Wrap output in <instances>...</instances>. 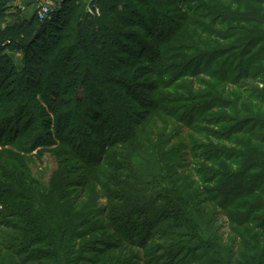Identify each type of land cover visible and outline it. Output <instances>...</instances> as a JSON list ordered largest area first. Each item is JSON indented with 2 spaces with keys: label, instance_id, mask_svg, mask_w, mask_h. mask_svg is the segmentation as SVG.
Listing matches in <instances>:
<instances>
[{
  "label": "rangeland",
  "instance_id": "374dc122",
  "mask_svg": "<svg viewBox=\"0 0 264 264\" xmlns=\"http://www.w3.org/2000/svg\"><path fill=\"white\" fill-rule=\"evenodd\" d=\"M145 1L153 24L170 29L154 66L158 109L143 121L141 106L120 103L111 130L117 138L93 164L91 145L71 141L78 126L67 131L65 142L56 137L57 118L45 101L46 112L12 106L26 122L0 145V224L19 231L1 226L0 241L25 246L31 236L41 239L28 247L22 264H180L191 256L202 264H229L242 261L246 251L253 255L256 241L264 252L261 231L254 230L248 245L242 233L251 227L237 228L231 208L222 206L227 200L217 194L229 188V201L236 195L238 204L264 206V146L258 140L264 137V73L255 81L238 73L247 41L264 37V0ZM60 2L38 0L20 10L33 16ZM244 29L240 46L238 30ZM13 59L21 69L23 56ZM88 98L82 92L67 99L73 103L63 111L78 122L77 103L88 107ZM245 117L257 132L252 142L236 131ZM45 120L53 123L51 138ZM246 178L252 183L243 187ZM255 187L259 193L245 197ZM256 216L261 221L264 211ZM126 220L132 222L124 228L129 239L117 231Z\"/></svg>",
  "mask_w": 264,
  "mask_h": 264
},
{
  "label": "trees",
  "instance_id": "16d2710c",
  "mask_svg": "<svg viewBox=\"0 0 264 264\" xmlns=\"http://www.w3.org/2000/svg\"><path fill=\"white\" fill-rule=\"evenodd\" d=\"M17 1L0 0V145L7 143L9 138L16 137L22 124L26 122L23 111L17 112L12 106L15 108L20 103L31 104L46 112L42 107L45 101L57 118L54 127L56 137L65 142L67 131L78 126L73 131L76 135L71 141H86L91 145L89 159L93 164L92 158L97 154H105L114 138H117L111 130L113 122H116L113 111L120 103L128 100L132 105L141 106L143 112L139 114L144 117L143 121L150 117L153 109H158L154 103V95L158 89L157 83L152 81L155 78L154 66L170 29L161 31L153 24V20L148 18L149 7L145 0H61L44 19H40L38 13L25 19L21 10L13 6ZM261 26L264 28L262 22ZM245 31L238 30L240 46L246 43V36L239 33ZM247 42L249 45L240 58L238 73L243 76L241 78L255 81L264 73V37L252 36ZM262 44L258 53H254ZM16 53L23 56L21 69L13 59V54ZM45 91L50 94L46 96ZM82 92H87L89 105L84 107L77 103L79 109L76 116L79 121L75 122L73 113L63 111L72 106L73 101L64 102L74 96L79 97ZM7 106L11 107L7 109ZM10 112L13 114L4 118ZM3 113L5 114L1 115ZM247 119L248 117L239 119L238 130L236 127L232 130L252 142L254 138H258L257 132L251 129L252 125H247ZM131 121L136 123L138 119L133 117ZM45 124L47 135L51 138L53 123L48 120ZM258 140L264 146V137ZM73 142L68 145H73ZM78 148L83 150L84 145ZM82 152L88 154L86 150ZM246 175L243 173L240 176ZM251 183L252 180L246 178L243 187ZM227 189L229 188L217 192L228 202L222 206L224 209L231 208L229 217L237 228L247 230V227H251L242 234L246 236L247 244L252 245L254 230L259 229L264 236V218L261 221L257 216L253 218V214L264 211V206H260V203L238 204L236 195L229 201ZM256 189L257 187L247 191L245 197L253 196L258 191ZM259 194L264 197V186ZM259 221L262 223L257 225L256 222ZM131 225L132 222L126 220L117 230L118 234L129 239L131 236L124 228ZM1 226L19 231L18 226L5 223L0 224ZM26 228L34 230L30 226ZM31 238L25 246L0 241V264H22V256L30 254L28 247L33 249L41 245L40 238ZM260 246L261 241H256L253 255L246 251L242 261L231 259L228 263L264 264V252ZM186 251L188 254L192 252L190 248ZM32 263L34 261L30 259L25 264ZM180 264H202V260L201 257L191 256L187 263L182 260ZM210 264H220V261Z\"/></svg>",
  "mask_w": 264,
  "mask_h": 264
},
{
  "label": "crops",
  "instance_id": "0c3cea01",
  "mask_svg": "<svg viewBox=\"0 0 264 264\" xmlns=\"http://www.w3.org/2000/svg\"><path fill=\"white\" fill-rule=\"evenodd\" d=\"M36 3V2H38V0H18L13 6H14V8H21L22 10H24L25 8H23V4L25 3L26 5H28V4H31V3ZM22 16L25 18V19H30V18H32V15H30V16H27L26 14H24L23 12H22Z\"/></svg>",
  "mask_w": 264,
  "mask_h": 264
},
{
  "label": "built area",
  "instance_id": "2783aa9c",
  "mask_svg": "<svg viewBox=\"0 0 264 264\" xmlns=\"http://www.w3.org/2000/svg\"><path fill=\"white\" fill-rule=\"evenodd\" d=\"M50 12H51L50 7H49V6H45V5L41 6V7L39 8V10L37 11L38 16H39L40 19H44L45 17H47V15H48Z\"/></svg>",
  "mask_w": 264,
  "mask_h": 264
}]
</instances>
